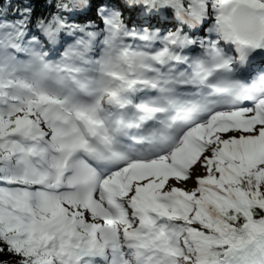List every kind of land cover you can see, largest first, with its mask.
<instances>
[{"label":"snow or ice","instance_id":"snow-or-ice-1","mask_svg":"<svg viewBox=\"0 0 264 264\" xmlns=\"http://www.w3.org/2000/svg\"><path fill=\"white\" fill-rule=\"evenodd\" d=\"M0 264H264V0H0Z\"/></svg>","mask_w":264,"mask_h":264},{"label":"trees","instance_id":"trees-1","mask_svg":"<svg viewBox=\"0 0 264 264\" xmlns=\"http://www.w3.org/2000/svg\"><path fill=\"white\" fill-rule=\"evenodd\" d=\"M34 3L39 4L40 0H33Z\"/></svg>","mask_w":264,"mask_h":264}]
</instances>
